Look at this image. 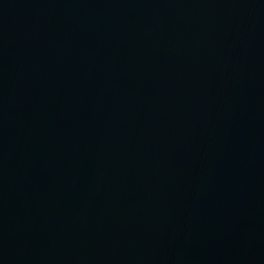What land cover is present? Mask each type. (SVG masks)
<instances>
[{
	"label": "water",
	"instance_id": "water-1",
	"mask_svg": "<svg viewBox=\"0 0 264 264\" xmlns=\"http://www.w3.org/2000/svg\"><path fill=\"white\" fill-rule=\"evenodd\" d=\"M0 264H264V0H0Z\"/></svg>",
	"mask_w": 264,
	"mask_h": 264
}]
</instances>
